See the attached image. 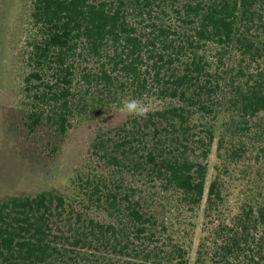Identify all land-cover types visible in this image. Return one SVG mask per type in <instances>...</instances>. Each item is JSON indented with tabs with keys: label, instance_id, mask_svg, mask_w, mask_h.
Returning <instances> with one entry per match:
<instances>
[{
	"label": "trees",
	"instance_id": "16d2710c",
	"mask_svg": "<svg viewBox=\"0 0 264 264\" xmlns=\"http://www.w3.org/2000/svg\"><path fill=\"white\" fill-rule=\"evenodd\" d=\"M29 20V131L63 137L125 99L160 105L95 136L72 197L0 198V264H264L263 188L233 214L219 167L206 188L214 144L223 169L254 152L244 128L264 114V0H32ZM202 204L191 262L181 218Z\"/></svg>",
	"mask_w": 264,
	"mask_h": 264
},
{
	"label": "rangeland",
	"instance_id": "374dc122",
	"mask_svg": "<svg viewBox=\"0 0 264 264\" xmlns=\"http://www.w3.org/2000/svg\"><path fill=\"white\" fill-rule=\"evenodd\" d=\"M32 0H2L0 3V198L32 196L55 191L66 197L74 194L73 181L87 172L89 146L102 130L118 126L131 115L121 111L122 103L102 114L75 118L63 137L53 136L40 127L29 131L20 108L22 78L26 73L23 51L30 27ZM142 99L158 108L155 96ZM264 114L244 128L253 154L223 169L216 158L215 144L207 160L206 188L220 168L224 180V211L233 214L241 203L262 187L264 191V157L258 149L259 134L264 135ZM262 145V144H261ZM259 159L258 162L256 160ZM262 165V166H261ZM261 166V167H260ZM255 187H258L255 190ZM202 209L181 218L184 236L193 262L202 235Z\"/></svg>",
	"mask_w": 264,
	"mask_h": 264
},
{
	"label": "clouds",
	"instance_id": "9594fccd",
	"mask_svg": "<svg viewBox=\"0 0 264 264\" xmlns=\"http://www.w3.org/2000/svg\"><path fill=\"white\" fill-rule=\"evenodd\" d=\"M121 111L127 115L147 119L153 111V106L142 99H125L122 102Z\"/></svg>",
	"mask_w": 264,
	"mask_h": 264
},
{
	"label": "flooded vegetation",
	"instance_id": "af4514ba",
	"mask_svg": "<svg viewBox=\"0 0 264 264\" xmlns=\"http://www.w3.org/2000/svg\"><path fill=\"white\" fill-rule=\"evenodd\" d=\"M2 2V0H0V3Z\"/></svg>",
	"mask_w": 264,
	"mask_h": 264
}]
</instances>
